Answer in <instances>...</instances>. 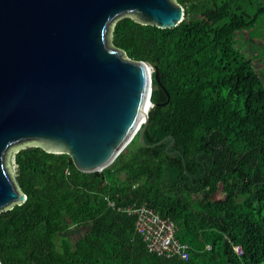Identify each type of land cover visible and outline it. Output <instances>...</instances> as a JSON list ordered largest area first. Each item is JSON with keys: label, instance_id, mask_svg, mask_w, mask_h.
Segmentation results:
<instances>
[{"label": "trees", "instance_id": "1", "mask_svg": "<svg viewBox=\"0 0 264 264\" xmlns=\"http://www.w3.org/2000/svg\"><path fill=\"white\" fill-rule=\"evenodd\" d=\"M177 2L185 19L175 29L123 19L112 33L129 59L160 72L144 137L154 146L137 136L91 174L68 155L19 150L27 201L0 213V264H264V84L237 47L264 0ZM144 205L177 225L187 261L149 253L126 212ZM72 228L84 229L79 240Z\"/></svg>", "mask_w": 264, "mask_h": 264}, {"label": "water", "instance_id": "2", "mask_svg": "<svg viewBox=\"0 0 264 264\" xmlns=\"http://www.w3.org/2000/svg\"><path fill=\"white\" fill-rule=\"evenodd\" d=\"M123 19L166 31L185 9L177 0H0V213L27 201L14 176L23 148L68 155L91 174L136 136L154 146L144 137L160 72L112 44Z\"/></svg>", "mask_w": 264, "mask_h": 264}, {"label": "built area", "instance_id": "3", "mask_svg": "<svg viewBox=\"0 0 264 264\" xmlns=\"http://www.w3.org/2000/svg\"><path fill=\"white\" fill-rule=\"evenodd\" d=\"M126 212L136 217V230L146 243L149 253L158 257H178L184 261L189 259V245L177 238L178 227L172 220L162 218L146 205L126 209ZM235 251L242 254L240 247H236Z\"/></svg>", "mask_w": 264, "mask_h": 264}, {"label": "rangeland", "instance_id": "4", "mask_svg": "<svg viewBox=\"0 0 264 264\" xmlns=\"http://www.w3.org/2000/svg\"><path fill=\"white\" fill-rule=\"evenodd\" d=\"M237 47L246 55L252 57L253 66L259 73L264 84V17H262L258 27L246 30L238 36ZM152 108L153 107H151V109ZM16 171L17 167L15 164L14 156V176L16 174ZM221 196L223 197V194ZM83 234L84 229L72 228V233L67 237L72 241H76L79 240L83 236ZM57 246L59 249H61V239H57Z\"/></svg>", "mask_w": 264, "mask_h": 264}, {"label": "bare ground", "instance_id": "5", "mask_svg": "<svg viewBox=\"0 0 264 264\" xmlns=\"http://www.w3.org/2000/svg\"><path fill=\"white\" fill-rule=\"evenodd\" d=\"M151 107H152V105L150 106V108H151ZM136 137H137V136H136ZM136 137H135V138H136Z\"/></svg>", "mask_w": 264, "mask_h": 264}, {"label": "clouds", "instance_id": "6", "mask_svg": "<svg viewBox=\"0 0 264 264\" xmlns=\"http://www.w3.org/2000/svg\"><path fill=\"white\" fill-rule=\"evenodd\" d=\"M152 107H153V105H152Z\"/></svg>", "mask_w": 264, "mask_h": 264}]
</instances>
